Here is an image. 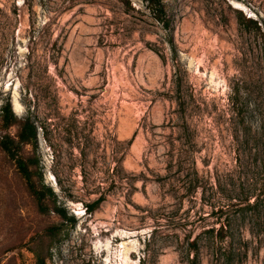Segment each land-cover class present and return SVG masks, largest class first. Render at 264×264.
Masks as SVG:
<instances>
[{
    "label": "rangeland",
    "instance_id": "1",
    "mask_svg": "<svg viewBox=\"0 0 264 264\" xmlns=\"http://www.w3.org/2000/svg\"><path fill=\"white\" fill-rule=\"evenodd\" d=\"M161 2L0 0V116L74 219L0 147V264H264V0Z\"/></svg>",
    "mask_w": 264,
    "mask_h": 264
},
{
    "label": "trees",
    "instance_id": "2",
    "mask_svg": "<svg viewBox=\"0 0 264 264\" xmlns=\"http://www.w3.org/2000/svg\"><path fill=\"white\" fill-rule=\"evenodd\" d=\"M150 4H154L159 13L163 14V7L161 0H148ZM0 125L4 128H8L16 125L17 130L14 137L6 136L0 141L1 150L4 152L5 157L13 162V166L22 179L25 188L32 196L33 202L37 211L41 214H47L49 211H53L59 217L61 221H66L69 226L74 225V219L68 217L64 210L56 207V200L51 189L41 183V174L38 169V160L32 156L23 157L20 155V145H29L33 148L36 147L37 131L33 121L30 117L23 120H17L13 116L10 106L7 104L3 107L0 116ZM98 202H95L89 206H86V211L92 212ZM213 232V229L210 230ZM62 234V235H61ZM218 235V232H217ZM60 236H65L62 233V227L56 224L49 225L45 229V237L48 243L52 244L54 240H57ZM39 244V243H38ZM39 248V249H38ZM36 249H32L36 257L37 264H45L46 256H43L44 250L39 246ZM225 264H228L225 262Z\"/></svg>",
    "mask_w": 264,
    "mask_h": 264
},
{
    "label": "bare ground",
    "instance_id": "3",
    "mask_svg": "<svg viewBox=\"0 0 264 264\" xmlns=\"http://www.w3.org/2000/svg\"><path fill=\"white\" fill-rule=\"evenodd\" d=\"M234 7H235L236 9H241V10H243V7L241 6V4H237V3H235V4H234ZM12 106H13V112H14V114H15L16 116H20V115L22 114V112H21V105H20L19 100H18L17 97H15V98L12 99ZM123 251H124V250H123ZM127 251H128V250H127Z\"/></svg>",
    "mask_w": 264,
    "mask_h": 264
}]
</instances>
